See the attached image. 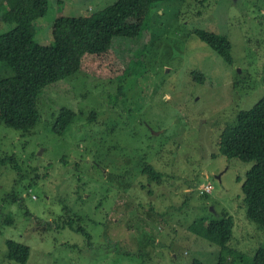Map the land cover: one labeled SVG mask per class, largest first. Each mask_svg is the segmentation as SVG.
Returning a JSON list of instances; mask_svg holds the SVG:
<instances>
[{
    "label": "rangeland",
    "instance_id": "374dc122",
    "mask_svg": "<svg viewBox=\"0 0 264 264\" xmlns=\"http://www.w3.org/2000/svg\"><path fill=\"white\" fill-rule=\"evenodd\" d=\"M116 1L49 0L35 41L52 45L60 16ZM4 6L0 35L13 28ZM198 30L226 36L233 63ZM10 76L0 64V78ZM263 96L264 0L157 3L133 15L108 52L85 55L78 73L41 94L30 134L0 122V264H19L8 259V241L30 247L26 264H217L206 225L225 213L234 220L228 248L252 264L264 247L242 193L254 164L225 158L217 144ZM63 108L76 116L58 134ZM7 155L19 166L2 165ZM149 164L160 182L150 183ZM60 218L75 229H59Z\"/></svg>",
    "mask_w": 264,
    "mask_h": 264
},
{
    "label": "trees",
    "instance_id": "16d2710c",
    "mask_svg": "<svg viewBox=\"0 0 264 264\" xmlns=\"http://www.w3.org/2000/svg\"><path fill=\"white\" fill-rule=\"evenodd\" d=\"M184 1L117 0L111 7L89 15L60 16L52 26L53 44L43 46L35 41V22L46 15L49 0H6L1 19L13 28L0 35V64L12 69L14 76L0 78V122L23 135L30 134L40 121L41 94L78 73L85 55L108 52L125 22L150 5ZM195 34L226 62L233 63L232 46L226 36L199 30ZM193 77L196 81L203 80L200 73H193ZM75 116L74 110L63 108L55 122V133H64ZM217 145L225 158L254 164L246 175L242 193L248 220L264 229V96L252 109L238 112L236 123L221 132ZM1 164L19 166L17 158L9 155L1 159ZM144 173L150 183L160 182L164 176L150 164L146 165ZM57 226L75 229L71 222L61 218ZM233 228V217L227 213L206 225L208 241L220 248L217 264L245 262V254L228 248ZM6 245L9 260L27 263L30 247L14 241ZM193 264L205 263L195 261ZM252 264H264V247L257 250Z\"/></svg>",
    "mask_w": 264,
    "mask_h": 264
}]
</instances>
